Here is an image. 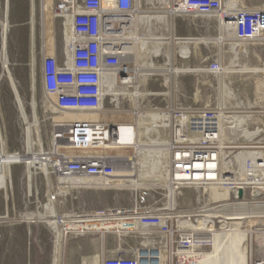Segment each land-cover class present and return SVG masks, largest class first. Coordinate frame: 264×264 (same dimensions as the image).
<instances>
[{
  "label": "built area",
  "instance_id": "built-area-1",
  "mask_svg": "<svg viewBox=\"0 0 264 264\" xmlns=\"http://www.w3.org/2000/svg\"><path fill=\"white\" fill-rule=\"evenodd\" d=\"M229 1L167 0L162 7L147 12L146 0H52L51 15L60 25H69L70 39L67 54L60 45L56 46V38L52 53H42V90L61 119L54 122L46 148L33 159L34 180L47 188V205L43 207L46 219L61 229L62 238L95 235L106 241L99 252L100 264H199L212 249L206 241L214 234L224 233L246 239L247 264H264V240L260 244L257 241V233L264 235V227L252 230L242 226L245 220L264 219V214L239 220L242 223L239 227H223V221L232 220L221 215L230 212L220 201L209 203L203 195L197 206L188 211H178L168 203L171 192L178 196L186 189L221 182V155L227 149L221 144L220 117L226 114L223 108L191 107L186 112H175L151 104L144 109L119 111L117 106L108 108L107 99L114 104L116 96L114 93L106 97L104 89L107 83L114 91L126 89L132 95L138 94L136 65L129 60L126 49L133 46L135 19L148 13L189 23L199 17H213L220 29H233L236 41L264 43V6L231 8ZM205 66L209 73L224 76V66L219 61ZM148 95L140 105L152 99ZM137 98L139 103L141 98ZM143 112L157 115L158 129H167L171 135L169 179L162 185L163 190L161 185L134 186L137 200L127 208L98 211L66 208L64 201L68 196L62 193L65 180L72 182V193L108 191L118 188L114 179L138 173L132 160L137 156L138 117ZM95 114L100 117L121 114L131 116L132 120L111 122L91 118ZM74 115L86 117L71 118ZM131 151L132 156L118 153ZM14 156L19 155L9 152L5 155L0 146V172L5 159ZM263 163L258 162L260 166ZM247 167H251L250 162ZM125 169L127 172L123 173ZM229 189L228 201L232 202L229 205L233 210L240 212L253 203L264 209V195L255 196L253 188L246 193L244 188L233 184ZM251 193L253 202L248 201ZM159 196L168 197L167 203L160 205ZM204 220L209 225L197 228ZM110 235H134L146 244L112 250L107 243ZM195 249L203 253L194 254Z\"/></svg>",
  "mask_w": 264,
  "mask_h": 264
},
{
  "label": "rangeland",
  "instance_id": "rangeland-1",
  "mask_svg": "<svg viewBox=\"0 0 264 264\" xmlns=\"http://www.w3.org/2000/svg\"><path fill=\"white\" fill-rule=\"evenodd\" d=\"M239 2L242 8L253 6L250 0H240ZM51 6L52 0H47L44 43L41 0H10L8 9L10 30L7 49L10 71L24 103L28 123L30 122L34 159L42 151V148H46L54 121L57 120L54 118L58 117L57 114L54 115L50 100L45 96L41 86L40 61L42 53H52L48 47L54 49L55 38L58 43L56 46L60 45L62 51L65 52L67 49L66 35L68 34L70 37L69 25L65 23L64 27L54 21L51 15ZM162 6L157 5L155 1L147 2V12H152ZM4 10V0H0L1 131L3 141L6 143V152L20 153L24 156L27 126L23 122L9 80L4 75L1 60ZM146 15L159 16L153 13ZM168 21L169 28L167 29L162 25L153 27L152 37L171 39V67L176 69L180 66H189L193 72L183 75L170 74L166 85L164 84L166 76L155 77L148 82L147 91L156 93V95L165 92V95L159 98L158 95L152 96V99L143 105L135 101V106H131L127 99L119 97L120 104L117 106L119 111H131L130 108L144 109L151 104L175 112H186L191 107H221L226 112V116L247 118L248 129L246 126L243 129H246L248 133L262 131L261 136L251 142L244 138L243 129L234 132L225 131L223 141L227 148L226 155L233 158L237 154L247 151L264 153V74L254 72L255 70H264V43L236 41L233 30L220 29L218 20L213 17H199L194 23L173 20L169 17ZM140 30L138 28V36L146 37L144 34L146 35L147 31ZM221 37L223 41L216 40ZM177 39H192V42H199L197 49L193 45L190 46L191 54L188 60L182 59ZM235 46L234 53L232 47ZM240 47H243L247 52L240 51ZM154 61L160 65L165 62L163 57L154 58ZM213 61H219L224 66V76L218 77L206 71L205 65ZM134 64L136 65L135 61ZM164 74L166 75V73ZM162 84L164 85L162 86ZM140 85L141 83L138 81L137 86ZM197 89L200 92L198 98L195 96ZM107 101L108 108L116 106V103H109L110 99ZM103 120L129 122L132 117L121 114L105 115ZM167 134L171 139L170 132ZM118 153H128L129 156L134 154L133 151ZM23 161L24 159L19 165L11 163L9 179L0 180V264H54L56 260L59 264H83V259L86 256L94 252L99 254L106 241L95 235H86L78 238H62L60 255L55 256L56 233L45 223V220L35 217L37 214H45L43 207L47 205V188L44 183L34 180V173L31 196L28 195L26 168ZM123 189L134 188L125 185L108 191L79 190L66 197L64 204L68 209L74 208L83 211L127 208L132 205L134 195L129 191H121ZM161 189L163 190V186ZM257 191L264 195L263 189L257 188ZM160 192L168 195L163 191ZM6 193L10 196L8 202L5 200ZM203 195L209 203L217 201L223 205L232 203L228 201L230 190L226 187H202L186 189L181 195L176 196V210L194 209ZM251 197L252 193L248 195V201L253 202ZM157 200L160 205L166 204L168 197L159 196ZM262 200L264 201V199ZM6 209H9L7 216ZM234 211L232 210L233 213H235ZM5 216L6 218H4ZM222 223L223 227H227L224 221ZM121 226H124V223H121ZM242 226L253 230L264 227V222L262 219L245 220ZM216 229L219 228L216 227ZM109 237L111 240L114 239L111 235ZM261 237L257 233V241ZM121 243L123 249L134 246L129 239H122ZM212 252L213 249L199 261V264H224V260L219 255L210 256ZM199 253L203 252L197 249L196 254ZM95 260L93 258L89 264H96ZM234 264H247L246 249Z\"/></svg>",
  "mask_w": 264,
  "mask_h": 264
},
{
  "label": "bare ground",
  "instance_id": "bare-ground-1",
  "mask_svg": "<svg viewBox=\"0 0 264 264\" xmlns=\"http://www.w3.org/2000/svg\"><path fill=\"white\" fill-rule=\"evenodd\" d=\"M152 3L155 0H146V2ZM156 2L159 3V5H165L167 3V0H156ZM239 0H230L229 1V7L231 8H239L242 7L241 4H239ZM10 6V0H4V22L2 24V50H1V60H2V66L4 75L8 78L9 83L11 85L13 94L16 99V103L18 106V109L20 111V114L22 116L24 124L27 126V136L25 141V154L22 156V154L18 153L19 156H14L13 158L7 157L5 159V165L2 167L0 172V180H8L10 173H11V166L17 165L16 163H19L24 159V166L26 168L25 174L27 176V187H28V195L31 196L32 192V181H33V165H34V152H33V146H32V136H31V126L30 122L28 123V116L25 111L24 103L19 95L18 88L16 86L15 80L12 76V73L10 71V62L8 57V34L10 30V23L8 20V9ZM46 7H47V0H41V13H42V21H43V43H44V29H45V22H46ZM137 28L135 32L133 33L131 39L133 46L128 47L126 50L128 52V58L130 61H135L136 63V70L135 72L138 75L139 81L141 83L140 87L137 88V93L132 95L129 91L126 89H120L118 91H114L113 88L108 85L107 83L104 84L105 94L106 97L112 96V94L116 96V106H119L120 101L119 97H123L122 99L129 98V102L131 103V106H135V101L138 100V96L141 98L139 100V103L142 102V98H145L148 94V96L152 97L155 96L156 93H152L151 91H147L148 89V82L152 81L157 76H166L164 79V84L168 83L169 81V75L170 74H176V75H183V74H189L192 73L193 70L189 66H180L176 69H173L171 66V54H170V45H171V39L169 38H154L151 34V30L153 27L162 25L166 29L168 27V17L167 16H139L135 19ZM138 28L139 30L142 29L147 31V34L144 36L146 37H139L138 36ZM228 30H233L231 27L227 28ZM141 31V30H140ZM140 33V32H139ZM67 34L66 40H67V49L65 50L66 54L68 52V44L70 37ZM192 39H177L178 46L180 48V55L183 60H188L190 58V46L193 45L195 49H197L199 46V42H192ZM217 41H223V38L216 39ZM242 45V44H241ZM240 45V46H241ZM245 47V45H244ZM247 48V47H246ZM49 51L52 50L49 48ZM240 51H244L245 49L243 47L239 48ZM200 50V49H199ZM232 50L235 53L236 46L232 47ZM246 51V50H245ZM247 52V51H246ZM50 53V52H49ZM243 53V52H242ZM245 53V52H244ZM201 54V53H200ZM237 54V53H236ZM241 55V54H240ZM164 58L165 62L162 63V65L157 64L154 61V58ZM246 69V68H245ZM255 73H259L261 75L264 74V70H255ZM166 73V75L164 74ZM242 73V72H241ZM254 73V74H255ZM162 84V86L164 85ZM199 89L196 90V98L199 97ZM157 95L163 96L164 93H158ZM156 95V96H157ZM120 98V100H121ZM264 99V98H263ZM141 104V103H140ZM52 106V105H51ZM139 107V106H138ZM54 115H56L55 110ZM86 115H74L71 118H84ZM169 117V115L165 116L162 115V118ZM91 118L94 119H100L101 117L97 114L92 115ZM54 119H57L54 122H57L61 119L60 116L55 117ZM103 119V118H101ZM126 121V120H125ZM248 120L247 118H241L238 116H226L225 114H222L220 117V124H221V130H222V137H221V144L224 145L223 141V134L225 131L234 132L235 130H242L245 128ZM159 125V118L157 115L153 114H147V113H140L138 117V127L136 132V145H137V156L136 159H133L132 161L135 163V168L138 169V173H135V175L132 174H126L120 176V178L114 179L113 184L118 187H124L125 185H130L131 187L138 186V185H165L168 183L169 179V158H170V146H171V139L168 136L167 133H169V130H161L158 129ZM249 125V124H248ZM248 129V127L246 126ZM242 132L244 135V138L248 142L255 140L261 136L262 131L258 130L255 133H248L246 129H243ZM250 132V131H249ZM236 133V132H235ZM170 135V134H169ZM233 135V134H232ZM243 138V137H242ZM243 138V139H244ZM0 146L2 153L6 155V143L3 141L2 137V131H1V123H0ZM227 152H222L221 155V170H222V177L220 183L215 184H206L203 186V188H212V187H226L228 190L229 185H236L240 188H244L246 193L248 189L253 188V193L255 196H260L263 193L256 191V189L260 188L264 190V163L262 166L258 164L259 161H264V153L262 152H254V151H247V152H241L234 156L233 158H229L228 155H226ZM229 154V153H228ZM131 161V159L129 160ZM247 162L251 163V167H247ZM131 165V163H129ZM239 166V169H237ZM130 169V166H129ZM127 172L125 169L123 171ZM126 182V183H125ZM72 182L69 180H65L64 184H62V193L64 196L71 195L72 191L70 190V184ZM225 185V186H224ZM121 191H129L133 193V201L132 204L136 203L137 200V193L133 189H123ZM12 198V197H11ZM176 196L172 192L169 194V205L171 208L175 206L176 203ZM6 202L10 200V196H8V193H6L5 197ZM254 205H246L243 207V209H240V212L234 211L232 209V205H225V209L229 211L230 213H223L221 212V215L224 217H227L229 220H232L231 222L224 221L227 225V227H230L233 225L234 227H239L242 223L238 222L239 220H243L246 218H252L256 217V215H263L264 209H261V206H257L255 203ZM232 210L235 212L233 213ZM261 211V212H260ZM45 213V212H44ZM9 214V209H6V216ZM213 215H218V213H213ZM6 216L4 218H6ZM32 216V215H31ZM35 217L45 220V223L49 225L52 230L56 233V241H55V252L56 257L60 255L61 251V243H62V235H61V229L52 221L46 219V214H37ZM211 217V216H210ZM33 218V216H32ZM1 219V218H0ZM3 219V218H2ZM262 222H264V219H262ZM209 222L200 221L199 225H197V228H203L208 226ZM210 226L211 229L214 228L213 223ZM260 234V233H259ZM262 237L259 239L258 244L262 243L264 240V235L260 234ZM119 239H129L131 243H133L134 246L132 247H143L145 246L146 242L141 240L139 237L134 235H116ZM207 243L212 245L213 252L210 254V256H217L219 255L221 259L224 260V264H234L235 260L240 257L244 250L246 249V240L244 238H239L233 233H224L220 235H215L213 238H210L206 241ZM242 243V244H241ZM235 245V246H234ZM122 243H119L117 247L114 248V250H120ZM234 246V247H233ZM128 247V248H132ZM233 247V248H232ZM113 250V249H112ZM197 249H195L194 254H196ZM247 253V251H246ZM93 258L89 259V262L92 261ZM88 262V263H89ZM54 264L57 263V260Z\"/></svg>",
  "mask_w": 264,
  "mask_h": 264
},
{
  "label": "crops",
  "instance_id": "crops-1",
  "mask_svg": "<svg viewBox=\"0 0 264 264\" xmlns=\"http://www.w3.org/2000/svg\"><path fill=\"white\" fill-rule=\"evenodd\" d=\"M240 1V0H239ZM251 3H252V7H255V8H259V7H262L263 6V3H264V0H250ZM239 8H242V7H239ZM104 117V116H103ZM101 117V118H103ZM103 120V119H101ZM106 121V120H104ZM112 237H114V239L112 238L109 239L110 237H108V240H107V243H108V247L111 248V249H114L115 247H117V245L119 243L122 242L121 239H119L118 237H116V235H111ZM92 259V258H95L96 260V264H99V261H100V258H99V254L97 252H94L93 254L89 255V256H86L84 259H83V264H89V259Z\"/></svg>",
  "mask_w": 264,
  "mask_h": 264
},
{
  "label": "water",
  "instance_id": "water-1",
  "mask_svg": "<svg viewBox=\"0 0 264 264\" xmlns=\"http://www.w3.org/2000/svg\"><path fill=\"white\" fill-rule=\"evenodd\" d=\"M243 196V191H239V197L241 198Z\"/></svg>",
  "mask_w": 264,
  "mask_h": 264
},
{
  "label": "flooded vegetation",
  "instance_id": "flooded-vegetation-1",
  "mask_svg": "<svg viewBox=\"0 0 264 264\" xmlns=\"http://www.w3.org/2000/svg\"><path fill=\"white\" fill-rule=\"evenodd\" d=\"M156 1V0H155ZM150 2V1H149Z\"/></svg>",
  "mask_w": 264,
  "mask_h": 264
}]
</instances>
